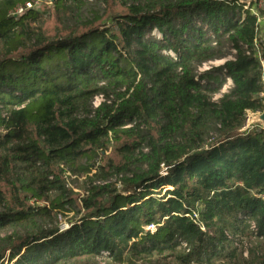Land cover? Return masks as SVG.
<instances>
[{"label": "trees", "instance_id": "16d2710c", "mask_svg": "<svg viewBox=\"0 0 264 264\" xmlns=\"http://www.w3.org/2000/svg\"><path fill=\"white\" fill-rule=\"evenodd\" d=\"M28 1L0 0V264H264V127L246 129L264 111V7L54 0L11 14ZM218 71L234 86L214 101Z\"/></svg>", "mask_w": 264, "mask_h": 264}, {"label": "built area", "instance_id": "2783aa9c", "mask_svg": "<svg viewBox=\"0 0 264 264\" xmlns=\"http://www.w3.org/2000/svg\"><path fill=\"white\" fill-rule=\"evenodd\" d=\"M50 3H52V0H49ZM250 5H247L246 7H248ZM260 7H264V0H259L257 1L256 3H254V6L252 7V12L253 13H257V9L260 8ZM30 9H37V10H40V4H39V0H31V1H28L26 2L24 5H20L19 7H17L11 14L14 15V16H21L22 14L26 13L28 10ZM261 20V19H260ZM263 20V19H262ZM255 45H256V53H255V56L259 59V62H260V69H261V83L263 85V91L262 93L260 94L261 98H262V101L264 103V52L261 50L260 46H259V43H258V40H256L255 42ZM234 54H235V50H231V53L228 54L226 57H224L225 59L219 61V65L221 64V66L223 67L225 65V63L227 61H230V60H234ZM249 54V52H248ZM208 63L205 64V69L208 70V71H211V64H215L214 62H212V60L210 61H207ZM217 65V66H219ZM221 67V68H222ZM225 71V70H224ZM223 71V72H224ZM207 72V71H206ZM225 76L227 77L226 78V84L224 86H222L221 90H220V93L218 95H214L213 96V100L214 101H218L224 94L228 93L229 90L234 86V83H233V80L231 77L227 76L225 74ZM220 97V98H219ZM101 100H100V99ZM219 98V99H218ZM218 99V100H217ZM96 100V101H95ZM94 100V105L97 107L101 101L103 100L102 99V96H97ZM251 114V112H248L247 113V119H248V115ZM253 115V114H252ZM246 127H247V124H246ZM247 129V128H246ZM148 230H155V225H149L148 226Z\"/></svg>", "mask_w": 264, "mask_h": 264}, {"label": "rangeland", "instance_id": "374dc122", "mask_svg": "<svg viewBox=\"0 0 264 264\" xmlns=\"http://www.w3.org/2000/svg\"><path fill=\"white\" fill-rule=\"evenodd\" d=\"M39 4H40V11H42V10H44V9H47V7H50V5H51V3H50V1L49 0H39ZM151 35H154V36H156V37H158V38H161L162 37V35L158 32V31H154V32H152L151 33ZM258 38H259V40H263L264 41V36H263V31H262V27H261V29H260V32H259V35H258ZM229 51V50H228ZM230 53H231V51H230ZM223 59H225V58H219V59H214V60H212V62H214L215 64H211V71H215V70H218V69H220L222 66H221V64L219 65V61H221V60H223ZM206 63H208V62H205V63H203L201 66H199L198 67V69H197V77L200 79V75H202V74H204L206 71H208V70H206L205 69V64ZM217 65H219V66H217ZM217 73V75L218 76H220L222 79H224V83H223V86L226 84V76H225V74H224V72L223 71H218V72H216ZM220 93V92H219ZM219 93H217L216 95H218ZM215 95V96H216ZM220 98V97H219ZM218 98V99H219ZM100 99V98H99ZM217 99V100H218ZM101 100V99H100ZM96 101V100H95ZM253 114V115H252ZM258 113H251V114H249L248 115V119H247V127L246 128H251V126L252 125H256L258 122H254L253 121V117L255 116V115H257ZM106 154L108 155V156H112L113 155V153H112V149H109L107 152H106ZM81 181H79V182H72V186H76L77 184H79ZM60 227L61 228H63V229H66L67 227H68V224H67V222H65V221H63V222H61V224H60ZM245 247V248H244ZM246 247H248V248H250V246H249V244L247 245V244H245L244 246H243V249H242V251H244L245 249H246ZM247 248V249H248ZM243 257L245 258V259H248V256H246V255H244L243 254ZM98 263L99 264H109V259L107 258V257H105V255H103V257H100L99 259H98Z\"/></svg>", "mask_w": 264, "mask_h": 264}, {"label": "water", "instance_id": "95a60500", "mask_svg": "<svg viewBox=\"0 0 264 264\" xmlns=\"http://www.w3.org/2000/svg\"><path fill=\"white\" fill-rule=\"evenodd\" d=\"M53 1L54 0H52V2ZM229 1H237V2L247 6V5L254 4V3H256L259 0H229ZM253 121L260 123L264 127V111H262V112L258 113L257 115H255L253 117Z\"/></svg>", "mask_w": 264, "mask_h": 264}]
</instances>
